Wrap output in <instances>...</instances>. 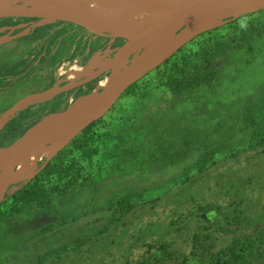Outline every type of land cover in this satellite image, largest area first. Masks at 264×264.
<instances>
[{
    "label": "rangeland",
    "instance_id": "rangeland-1",
    "mask_svg": "<svg viewBox=\"0 0 264 264\" xmlns=\"http://www.w3.org/2000/svg\"><path fill=\"white\" fill-rule=\"evenodd\" d=\"M18 16L0 25V50L17 40L30 45L29 84L34 90H41L45 83V90L55 88L68 80L72 65L80 67L73 78H81L93 52L109 46L110 55L115 56L125 45L115 43L121 36H107L111 40L106 41L107 32L102 37L79 32L77 27L78 33L70 36L58 20L39 26L42 17L35 21ZM17 24H25L19 38L8 33ZM54 26L57 30H52ZM193 46L187 43L174 58ZM134 53L141 55L144 50ZM6 57L17 67L12 55ZM213 60L205 79L188 83L179 92L160 86L156 67L137 81L145 87L141 97L123 93L116 101L124 103V117L135 120L156 152L154 160L144 154L148 163L140 175L110 176L88 198L66 196L44 208L27 206L24 214L15 217L2 205L0 264H203L232 238L262 222L264 146L259 140L264 127L260 121H249L247 115L256 116L258 112L251 111L264 103V60L255 62V67L250 59L245 65L227 63L218 55ZM93 78L94 84L101 76ZM38 92L22 96L15 104ZM55 95L31 103V121ZM109 109L99 117H108ZM16 124L9 122L0 129V150L20 134L22 123ZM14 128L18 130L11 135ZM208 157L219 161L209 165ZM145 188L151 190L146 201L118 212L122 214L118 220L111 218L112 210L99 209L117 194ZM94 209L98 211L91 213ZM161 244L166 245L168 257L161 256ZM261 251L262 256L251 264H264V245Z\"/></svg>",
    "mask_w": 264,
    "mask_h": 264
},
{
    "label": "trees",
    "instance_id": "trees-1",
    "mask_svg": "<svg viewBox=\"0 0 264 264\" xmlns=\"http://www.w3.org/2000/svg\"><path fill=\"white\" fill-rule=\"evenodd\" d=\"M76 25L92 32L84 26ZM250 38L258 42L251 44L248 42ZM188 43H193L194 46L181 58L175 59L174 53L157 67L160 86L167 90L179 92L186 84L205 79L215 63L213 57L217 55L227 63L235 62V65L239 62L245 65L247 59H250L254 63L253 67L255 62L264 60V7L227 19L224 23L201 32ZM184 46L178 51L183 50ZM144 88L135 82L124 94L138 98L142 96ZM109 110L108 117H99L88 123L53 156L40 161L35 175L16 183L7 198L0 203V212L2 205H7L8 215L15 217L17 214H24L27 206L44 208L51 201L66 196L88 198L110 176L121 175L120 178H125L140 175L148 163L144 154H150V160H154L156 152L151 151V146L134 124L135 120L130 122L129 117H124L127 110L124 103L115 102ZM255 111L258 112L257 115ZM251 112L256 116L251 118L247 115L249 121H260V126L264 127V103ZM259 144L264 146V133ZM206 160L209 165H214L219 158L208 157ZM149 191V188L137 192L125 191L115 195L105 203L107 206L99 209L112 210L111 218L118 220L122 215L118 212L130 211L136 205L144 203ZM97 211L98 209H94L91 213ZM85 214L88 213L84 212ZM263 245L264 220L255 223L248 232H241L232 238L230 244L215 251L203 264H251L252 260L262 256ZM165 249V244L159 246L161 256L168 257L169 253L164 252Z\"/></svg>",
    "mask_w": 264,
    "mask_h": 264
},
{
    "label": "bare ground",
    "instance_id": "bare-ground-1",
    "mask_svg": "<svg viewBox=\"0 0 264 264\" xmlns=\"http://www.w3.org/2000/svg\"><path fill=\"white\" fill-rule=\"evenodd\" d=\"M173 1L33 0L19 12V15L22 17H42L44 20H39V25L43 21L60 19L75 22L96 33L106 31L110 36L127 38L122 52L119 55L120 61L118 63H116V57L110 55L112 50L109 46L105 47L102 51L91 53V56L89 55L90 58L86 63V69L84 71L86 75H91L93 70H98L116 63L102 74L100 84H103L130 73L141 59L139 54L134 53L136 50L143 48L146 52H150L158 49L162 26L176 9ZM175 1L189 3L196 0ZM263 5L264 0H246L237 4L201 9L193 16L195 23L194 30L213 28L222 24L227 19L236 18L244 13L256 11ZM190 21L188 19L180 27L189 26ZM131 55L133 56L131 57ZM71 68L73 71L69 73V78H73L80 70V67L73 65ZM39 97H41L40 93L28 95L14 104L9 110L24 108L27 103H34ZM101 109V107L94 104H78L69 109L62 123L53 128L48 134L36 130L33 135V156L22 177L26 179L35 175L36 170L39 168V162L51 157L67 140L87 125L89 117L95 111ZM3 122L4 117H0V129L3 127ZM16 159L17 156L13 146L3 147L0 150V173L9 170L16 162Z\"/></svg>",
    "mask_w": 264,
    "mask_h": 264
},
{
    "label": "water",
    "instance_id": "water-1",
    "mask_svg": "<svg viewBox=\"0 0 264 264\" xmlns=\"http://www.w3.org/2000/svg\"><path fill=\"white\" fill-rule=\"evenodd\" d=\"M32 1L33 0H0V25L5 23L10 17L18 16L19 12L27 7ZM243 1L246 0H196L189 3H180L179 1L174 0L173 2L176 5V9L172 12V14L166 20L165 24L162 26L161 33L159 35L160 43L158 49L155 51L146 52L145 49L140 48L144 50V53L140 55L141 59L133 67L129 74L114 80L107 81L103 84H100L99 79L97 84L90 89H83L77 92H72L66 98L50 106L35 121L31 122L21 130L16 139L12 143H10L11 146H13L15 154L17 156L16 162L9 170L0 173V203L7 198L8 194L14 188L16 183L25 179L22 176L33 156V135L36 130H40L43 133L48 134L53 128L62 123L67 111L72 107L77 106L78 104L98 105L102 109L95 111L89 117L88 123L99 118L102 112L109 109L130 85L137 82L147 73L169 59L175 52H177L182 46L188 43L192 38L205 31L194 30L195 23L193 20V16L195 13H197L201 9L214 6L237 4ZM262 7H264V5L260 8ZM188 19L191 20L190 25L187 27H180V25ZM177 27L179 28L177 29ZM104 32L98 34H103ZM121 52L122 49L118 53V55L113 56L116 57V63L120 61L119 55ZM115 64L98 69L94 74L92 73L91 75H87L82 79L75 77L74 79H71L60 86L38 92L41 95V97H39L38 99H42L43 97L50 98L54 94L75 89L76 87L88 82L93 77L104 74L106 70L110 69ZM9 109L10 108L5 110L0 115L1 118L4 117L3 124H5V122L10 117H12L17 111L22 108L17 110ZM67 141L65 142V144L67 143Z\"/></svg>",
    "mask_w": 264,
    "mask_h": 264
},
{
    "label": "flooded vegetation",
    "instance_id": "flooded-vegetation-1",
    "mask_svg": "<svg viewBox=\"0 0 264 264\" xmlns=\"http://www.w3.org/2000/svg\"><path fill=\"white\" fill-rule=\"evenodd\" d=\"M13 17H15V16H13ZM32 18L35 21L38 19V18L35 19L36 17H32ZM17 19H20L19 16H17ZM21 19H23V18H21ZM11 20H12V17H10L6 22H11ZM35 21H33L32 25H34ZM57 22H58V26L62 29L65 28L66 29L65 33L69 32L70 36L73 35V33H75V32L78 33V28L75 25V23H73L71 21H65V20H58ZM21 25L24 26L25 24H17L16 26H13L9 30L8 33H15V35H13L12 37L19 38L24 31L22 29V27H18ZM40 25H42V24H40ZM9 27L10 26H6L5 28H9ZM54 27L55 28L54 29L52 28V30H57L56 29L57 26H54ZM79 32L92 33V32L83 30L81 28H79ZM65 33L60 34V35H65ZM92 34L97 35V36H102L101 34H98V33H92ZM105 36H106V41L111 40V38L107 37V36H110L109 33L106 34ZM27 37L28 36L25 35L24 38L27 40L28 39ZM115 39H114L115 43H122V42L126 43V40L124 39V37L123 38L118 37ZM10 44H11V46H9V48L7 47V48H3L0 50V103H1L0 104V115L5 110H7L8 108H11L15 104V102L17 100H19L22 96H24L28 93L36 92V91L37 92L43 91L46 88V83L40 88L41 90H39V89L34 90V88L33 89L30 88V84H29V82H30L29 81V79H30V75H29V71H30V68H29V63H30L29 52H30V50H29V48H30V45L28 43H25V42L21 43L19 40H17V42L10 43ZM114 50H115V48H114ZM9 55H12L13 58H15L14 63H16L17 67H13L14 65L9 63L10 58L6 57ZM132 56L133 55H131V57ZM85 76H87V75H84L79 79H82ZM100 76L102 77V74ZM71 79H74V78H71ZM71 79H68V80L58 84V86L66 83L67 81H69ZM93 79L94 78L90 79L88 82L76 87L75 89H72L69 91H64L61 93H57L55 95L56 98H54L52 103L49 102V105L47 106V108L44 109L43 112H45L50 106H52L56 102L66 98L72 92H77V91H80L83 89H90V88L94 87L97 83L93 84L92 83ZM31 110H32L31 104L25 105L24 108L20 109L12 117H10L9 120H7L5 122V124H3V126H5L9 122L13 123L14 121H16L18 123L16 125H20L22 123L21 128H20L22 130L28 124L35 121L43 113L42 112L39 116H37L35 119H33L31 121L30 116H29ZM24 122L26 124H24ZM17 130L18 129L14 128L13 133H11V135L15 134V132ZM5 131L7 133L9 130H5Z\"/></svg>",
    "mask_w": 264,
    "mask_h": 264
}]
</instances>
